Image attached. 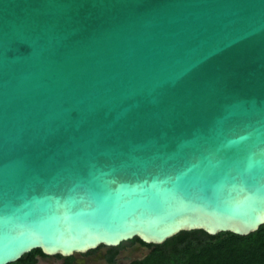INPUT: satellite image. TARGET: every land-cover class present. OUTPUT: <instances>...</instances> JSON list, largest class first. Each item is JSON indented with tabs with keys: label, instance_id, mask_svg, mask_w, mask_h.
Segmentation results:
<instances>
[{
	"label": "water",
	"instance_id": "1",
	"mask_svg": "<svg viewBox=\"0 0 264 264\" xmlns=\"http://www.w3.org/2000/svg\"><path fill=\"white\" fill-rule=\"evenodd\" d=\"M262 225L264 0H0V264Z\"/></svg>",
	"mask_w": 264,
	"mask_h": 264
},
{
	"label": "trees",
	"instance_id": "2",
	"mask_svg": "<svg viewBox=\"0 0 264 264\" xmlns=\"http://www.w3.org/2000/svg\"><path fill=\"white\" fill-rule=\"evenodd\" d=\"M127 243L139 244L149 249L144 258L133 260L129 264H264V225L248 236L232 233L211 236L203 231H190L181 232L162 245L144 244L138 238ZM123 245L124 243L116 248H107L110 252L107 257L109 263H115V256ZM92 252L94 251L88 253ZM41 258L48 257L40 250H33L12 264H39ZM56 258L65 260L67 264H71L73 260V256Z\"/></svg>",
	"mask_w": 264,
	"mask_h": 264
},
{
	"label": "rangeland",
	"instance_id": "3",
	"mask_svg": "<svg viewBox=\"0 0 264 264\" xmlns=\"http://www.w3.org/2000/svg\"><path fill=\"white\" fill-rule=\"evenodd\" d=\"M100 255H103L107 252V248L98 249ZM149 253V249L142 247L139 244L130 245L129 243H124L123 247L120 249V256L117 259L116 264H129L131 261L143 258ZM78 258H81L79 255ZM39 264H56L55 260L52 259H39ZM87 264H90L89 262ZM91 264H104L100 258L95 261H92Z\"/></svg>",
	"mask_w": 264,
	"mask_h": 264
},
{
	"label": "flooded vegetation",
	"instance_id": "4",
	"mask_svg": "<svg viewBox=\"0 0 264 264\" xmlns=\"http://www.w3.org/2000/svg\"><path fill=\"white\" fill-rule=\"evenodd\" d=\"M109 250H107V252L103 255H100L99 250L97 249L96 251L92 252V253H86L83 255H79L81 258H78V254L73 256V260L71 264H87L88 262L91 264L92 261L97 260L98 258L101 259V261L104 262V264H116L117 263V259L120 256V250L118 252V254L115 256V263H109L107 260V257L109 255ZM44 259V258H42ZM46 259H52L56 261V264H67V262L65 260H59L56 257H52V258H46Z\"/></svg>",
	"mask_w": 264,
	"mask_h": 264
}]
</instances>
